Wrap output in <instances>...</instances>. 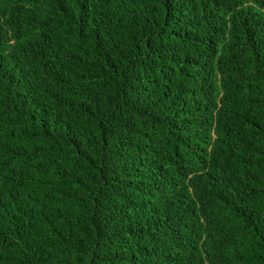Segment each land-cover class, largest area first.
Instances as JSON below:
<instances>
[{"label": "trees", "instance_id": "obj_1", "mask_svg": "<svg viewBox=\"0 0 264 264\" xmlns=\"http://www.w3.org/2000/svg\"><path fill=\"white\" fill-rule=\"evenodd\" d=\"M0 264H264V0H0Z\"/></svg>", "mask_w": 264, "mask_h": 264}]
</instances>
